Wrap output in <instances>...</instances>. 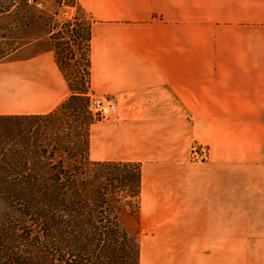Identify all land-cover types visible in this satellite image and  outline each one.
I'll list each match as a JSON object with an SVG mask.
<instances>
[{
  "label": "crops",
  "instance_id": "1",
  "mask_svg": "<svg viewBox=\"0 0 264 264\" xmlns=\"http://www.w3.org/2000/svg\"><path fill=\"white\" fill-rule=\"evenodd\" d=\"M77 2L90 91L116 101L90 124L88 157L140 163L139 264H231L232 237L264 230V0ZM69 94L48 48L0 61V115L46 114Z\"/></svg>",
  "mask_w": 264,
  "mask_h": 264
},
{
  "label": "trees",
  "instance_id": "2",
  "mask_svg": "<svg viewBox=\"0 0 264 264\" xmlns=\"http://www.w3.org/2000/svg\"><path fill=\"white\" fill-rule=\"evenodd\" d=\"M47 1L0 0V38L20 47L55 34ZM52 1L55 13L74 8L50 48L70 94L46 114L0 115V264H139L140 163L89 159V127L100 119L88 109L91 19L77 0ZM32 23L41 30L20 37ZM129 214L133 233L120 221Z\"/></svg>",
  "mask_w": 264,
  "mask_h": 264
},
{
  "label": "rangeland",
  "instance_id": "3",
  "mask_svg": "<svg viewBox=\"0 0 264 264\" xmlns=\"http://www.w3.org/2000/svg\"><path fill=\"white\" fill-rule=\"evenodd\" d=\"M29 2V1H28ZM53 1L49 0L46 2L47 8L50 10V13L52 14V27L54 28L55 34L51 35H45L44 38L40 39L34 45H31L30 47H27L26 49H18L19 47L14 46L15 41L8 40V39H2L0 38V61L13 59L15 57L23 56L27 53H30L32 51L41 49V48H52L55 44H57L58 39L51 38L52 36H58L56 35L57 31L61 29L62 27V21L64 18H70L74 13V8H66L65 11L58 10L57 13H55V7L52 5ZM40 6V5H39ZM20 12H24V9H27V12H24L30 18L31 16H35L36 10L31 5H21L20 6ZM184 11L189 12L190 6L186 7ZM87 15V14H86ZM201 16V15H199ZM205 22H202L200 20L199 22V32L200 35L197 38L193 37V41L196 40L198 44V50H199V58L200 60L206 59V48H207V37L205 36ZM41 30L40 25H37L36 23H32L29 26L22 25L19 28V35L20 37H28L35 32ZM186 43L188 42V38L184 37V46H186ZM194 45V42H193ZM73 50L75 51V57L72 56V58L67 59V64L65 66V70L67 74L69 75L70 79L74 80L76 79V73L75 70L77 68L76 59L78 57V52L76 50V47L74 45H71ZM88 92H91L90 90ZM89 109V108H88ZM90 111V110H89ZM92 114V113H91ZM93 115V114H92ZM94 117H100L98 115H93ZM101 119V117H100ZM68 124L74 125V121L71 120L70 117H67ZM64 125V122H63ZM192 154L191 156L196 160H205L207 156V148L205 145L193 143L192 144ZM121 224L130 232L133 233L136 230V222L132 215H122L120 216ZM139 228V225H138ZM234 230H232L233 233ZM139 240H140V229H139ZM248 236L244 239H241V242H238L240 239L233 238L232 237V245H231V264H264V230L261 229H255L248 231ZM259 233H262L259 235ZM237 241V242H236ZM140 247V242H139Z\"/></svg>",
  "mask_w": 264,
  "mask_h": 264
},
{
  "label": "built area",
  "instance_id": "4",
  "mask_svg": "<svg viewBox=\"0 0 264 264\" xmlns=\"http://www.w3.org/2000/svg\"><path fill=\"white\" fill-rule=\"evenodd\" d=\"M88 108L93 115L108 117L115 112L116 101L111 95H96L88 92Z\"/></svg>",
  "mask_w": 264,
  "mask_h": 264
}]
</instances>
